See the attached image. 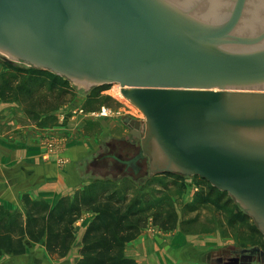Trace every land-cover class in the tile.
<instances>
[{"label": "water", "instance_id": "obj_1", "mask_svg": "<svg viewBox=\"0 0 264 264\" xmlns=\"http://www.w3.org/2000/svg\"><path fill=\"white\" fill-rule=\"evenodd\" d=\"M0 51L83 90L119 82L149 172L199 174L264 233V0H0Z\"/></svg>", "mask_w": 264, "mask_h": 264}, {"label": "rangeland", "instance_id": "obj_2", "mask_svg": "<svg viewBox=\"0 0 264 264\" xmlns=\"http://www.w3.org/2000/svg\"><path fill=\"white\" fill-rule=\"evenodd\" d=\"M4 56L5 54L0 51V79L5 76L14 79H31L30 87H33L36 92L34 99H31L30 94L26 93L23 99L16 98L5 101L14 103L10 106V110H21L25 116L30 117L29 122L35 123L47 131V145L50 152L53 151L50 142L64 143V137L54 133V127H67L70 116H76L78 124L71 125L72 128L64 131V135L67 133L69 140H77V143L86 142L88 138H93L95 135L96 137L99 135L98 137H101L102 141L104 139L115 140L122 137L119 135H127L130 131H138L141 138L146 137L148 118L144 111L140 110L129 98H123L118 93L119 88L121 90L119 82L92 84L83 90L75 86L76 80L72 78L66 80L64 74L40 66H29L23 60H15L12 62L15 64L10 65ZM43 82L45 84L42 86ZM63 90L66 92L60 98L58 94V101L54 99L49 104L45 99L40 101V104L35 101L37 94L42 96L49 92L52 95L54 92L60 93ZM34 102L36 103L34 112L29 113L26 108L33 107ZM54 104L58 106L51 108ZM104 107L108 109L106 114H102ZM20 118L27 120V118L24 119V116ZM114 123L116 124L114 125ZM79 124L81 127L83 124L85 125V129L81 128L85 130L84 132L81 130L80 133ZM119 145L120 147L111 148V152L118 151L120 155H132L134 151H139V149L133 150L127 145L123 147L122 144ZM54 151H60V145H58V150ZM142 162L143 168L139 172L126 171L124 166H119L120 169L113 170L112 174L104 172L112 180L107 179V182H100L94 176L93 178L96 180L91 179L90 182L85 183L84 187L92 186L91 188L95 191L104 186L109 190L117 189L123 194H129L131 201L139 198L142 207L149 209L151 218L154 211H159L158 209H162L160 211L163 212L176 211L178 221L172 228L164 229L160 224L151 222L146 229L167 242L159 247L166 259L163 261L164 264H172L174 251L180 252L182 248L170 246L172 239L176 243L187 240L194 246L196 244L199 249L207 251L202 253L206 263L192 259L185 260L183 264H233L232 261L235 257L239 259L233 249L253 245H260L264 249V233L256 226L253 216L247 209L234 202V196L230 191L220 187L211 189L213 183H209L203 179L204 177L192 172H173L163 175L150 173L146 158L142 159ZM116 164L117 162H114V165ZM148 177L149 181H147ZM4 206L0 202V218L6 221L12 217L10 215L13 210H7L8 208L6 209ZM22 207L24 208L23 198ZM25 210V208L21 210L20 219H25ZM34 244V251L37 253L47 250L43 240L34 242ZM30 258L32 257H29L26 252L23 254L4 252L0 255V264H29L28 262L32 261ZM254 264H260L259 258L255 260Z\"/></svg>", "mask_w": 264, "mask_h": 264}, {"label": "crops", "instance_id": "obj_3", "mask_svg": "<svg viewBox=\"0 0 264 264\" xmlns=\"http://www.w3.org/2000/svg\"><path fill=\"white\" fill-rule=\"evenodd\" d=\"M13 104L12 101H5L0 97V202L6 209L8 208L7 210L15 211L19 207L18 210H24L22 207L24 195L49 203L57 202L63 195L72 196L78 189L83 188L85 183L90 182L91 179L96 180L94 176L98 179L103 176L106 179L109 177L104 172L112 174L115 169L118 171V168L111 166L114 162L119 164L117 157L121 159L129 157V155H120L118 151L111 152L110 149L116 146H111L108 141H115L117 138L102 141L99 135L93 138H88L87 135L88 139L83 143L69 140V136L66 133V137L64 131L72 128L71 125L78 124L76 116L69 117L67 127H54V133L60 137L63 136L64 143L58 144L57 141L60 151L50 152L47 145V131L29 122L30 117L25 116L21 110H10ZM23 116L27 120L20 118ZM79 127L81 133L85 125L81 127L79 124ZM140 147L141 143L138 149ZM93 215L92 211H85L76 221V238L68 254L63 257L54 258L46 249L37 253L34 251L35 241L29 240L26 254L32 257L30 258L32 261L28 263L75 264L81 255L80 247L84 231ZM146 229L147 227L126 244V254L141 264H164L163 261L166 259L159 247L167 242ZM170 244L172 247H182L180 252L174 251L172 264H183L185 260L192 259L206 263L205 256L202 255L203 252H207L206 249H199L196 244L194 246L187 240L176 243L172 239Z\"/></svg>", "mask_w": 264, "mask_h": 264}, {"label": "trees", "instance_id": "obj_4", "mask_svg": "<svg viewBox=\"0 0 264 264\" xmlns=\"http://www.w3.org/2000/svg\"><path fill=\"white\" fill-rule=\"evenodd\" d=\"M8 62L10 65L15 64ZM30 80L5 76L0 79V97L4 100L23 99L25 94L29 93L31 99H34L36 92L30 87ZM44 84L45 82L42 86ZM64 92L66 90L54 92L52 95L49 92L42 96L37 94L35 101L39 103L45 99L49 104L51 100L58 101V94L60 98ZM34 105L35 102L33 107L26 108L29 113L34 112ZM57 106L54 104L51 108ZM117 160L121 162V158L117 157ZM107 179L112 180L110 178L97 180L107 182ZM149 180L148 177L147 181ZM211 186H213L211 189H218L213 184ZM91 187L78 189L72 196L63 195L53 204L25 195L23 197L25 219H20L21 210L12 211L9 220L3 221L0 218V255L4 252L23 254L27 251L29 240L35 242L43 240L52 257H63L68 254L76 238V221L85 211H92L94 215L87 223L80 247L81 255L75 264H141L126 254V244L136 238L151 222L169 229L178 221L176 211L163 212L160 211L162 209H158L159 211H154L151 218L149 209L142 207L139 198L131 201L129 194H123L117 189L109 190L101 186L94 191Z\"/></svg>", "mask_w": 264, "mask_h": 264}, {"label": "flooded vegetation", "instance_id": "obj_5", "mask_svg": "<svg viewBox=\"0 0 264 264\" xmlns=\"http://www.w3.org/2000/svg\"><path fill=\"white\" fill-rule=\"evenodd\" d=\"M108 142L113 147L114 146L120 147L119 144H122V147L127 145L129 147H132L133 150H135V149H138V145H139V143H141V136L138 133H136L135 131H130L129 134L122 135V137L117 138L115 141H108ZM141 150H142V148L140 147L139 151H134V153L132 155H129V157L133 158V157L139 156ZM142 159H145V155L144 156L140 155V157L138 158V160L136 162V165H135V163L134 164L133 163H127V162L121 160V162H119V165L113 164L111 166H113L115 168H118L119 166H122V167L124 166L126 171L133 170L134 172H137L136 166H138L139 167L138 172H139L143 168ZM118 169H120V168H118ZM258 246H260V245H258ZM241 248H243V247H241ZM241 248L236 249V250L233 249V252L235 253V255L237 254L239 256V259L237 257H235L233 259V261H232L233 264H254L255 260L257 258H259V254L258 253L257 254H255V253L250 254V252H242Z\"/></svg>", "mask_w": 264, "mask_h": 264}, {"label": "built area", "instance_id": "obj_6", "mask_svg": "<svg viewBox=\"0 0 264 264\" xmlns=\"http://www.w3.org/2000/svg\"><path fill=\"white\" fill-rule=\"evenodd\" d=\"M83 110V109H81ZM108 112V109L106 107L103 108L102 110V114H106ZM50 144L52 145V150H58V145L55 142H50ZM63 161V159H62Z\"/></svg>", "mask_w": 264, "mask_h": 264}, {"label": "bare ground", "instance_id": "obj_7", "mask_svg": "<svg viewBox=\"0 0 264 264\" xmlns=\"http://www.w3.org/2000/svg\"><path fill=\"white\" fill-rule=\"evenodd\" d=\"M118 87H120V86L118 85ZM118 93H120L123 98H128L126 95L123 94L122 89L120 90V88L118 90Z\"/></svg>", "mask_w": 264, "mask_h": 264}]
</instances>
